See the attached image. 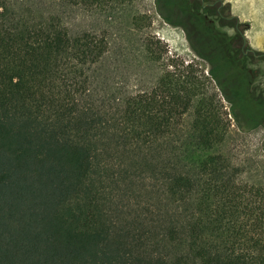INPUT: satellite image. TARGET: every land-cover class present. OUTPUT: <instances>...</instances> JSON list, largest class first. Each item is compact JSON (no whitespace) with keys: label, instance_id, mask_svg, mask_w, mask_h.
Listing matches in <instances>:
<instances>
[{"label":"trees","instance_id":"1","mask_svg":"<svg viewBox=\"0 0 264 264\" xmlns=\"http://www.w3.org/2000/svg\"><path fill=\"white\" fill-rule=\"evenodd\" d=\"M155 2L208 75L148 35L158 77L127 94L99 85L105 35L0 0V264H264V183L242 181L225 153L216 92L239 128L264 121L247 67L263 58L243 54L245 28L223 0L221 15L196 0Z\"/></svg>","mask_w":264,"mask_h":264},{"label":"rangeland","instance_id":"2","mask_svg":"<svg viewBox=\"0 0 264 264\" xmlns=\"http://www.w3.org/2000/svg\"><path fill=\"white\" fill-rule=\"evenodd\" d=\"M229 14L243 23V35L249 47L264 52V0H223ZM20 9L29 7L36 16H57L71 33L83 31L105 35L110 50L101 65L99 85L114 89L122 87L124 93H134L151 87L158 77L157 67L144 58V38L155 36L165 46L168 56L185 63L193 61L208 75V64L195 55L180 25L166 22L156 9L155 0H134L125 10L111 11L87 8L62 0H17ZM144 15L147 27L137 30L133 16ZM228 33L233 29L227 28ZM253 69L263 67L262 59L251 64ZM224 116L229 120V137L224 151L233 164L243 167L242 181L264 183V127L242 130L230 113L229 103L216 88Z\"/></svg>","mask_w":264,"mask_h":264},{"label":"flooded vegetation","instance_id":"3","mask_svg":"<svg viewBox=\"0 0 264 264\" xmlns=\"http://www.w3.org/2000/svg\"><path fill=\"white\" fill-rule=\"evenodd\" d=\"M199 1L202 7H214L216 5V10L217 12L221 15V5L222 2L221 0H196ZM245 25V24H243ZM241 50L243 51L244 55H251L253 56L255 59L262 57V63H263V67L261 69L256 70L254 69V72L252 73V80L253 81V87L252 89L255 90L256 92H258L264 99V52H260L257 53V51H255L253 48L249 47L248 44L243 43L241 46ZM249 61L247 60V67L251 66L250 63H248ZM240 104V102H237V106ZM255 106H257V109H261L264 108V100L261 101V103H256ZM237 109V108H236ZM238 110V109H237ZM235 120V119H234ZM237 120H235L236 122ZM237 123V122H236ZM242 130H253L256 129L257 127H264V121H257V122H253V123H245L244 121H242V126H241Z\"/></svg>","mask_w":264,"mask_h":264}]
</instances>
